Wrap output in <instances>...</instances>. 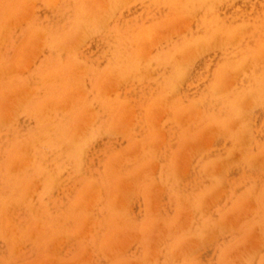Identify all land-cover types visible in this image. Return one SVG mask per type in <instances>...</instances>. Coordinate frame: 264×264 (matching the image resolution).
Here are the masks:
<instances>
[{"label":"rangeland","instance_id":"374dc122","mask_svg":"<svg viewBox=\"0 0 264 264\" xmlns=\"http://www.w3.org/2000/svg\"><path fill=\"white\" fill-rule=\"evenodd\" d=\"M0 264H264V0H0Z\"/></svg>","mask_w":264,"mask_h":264}]
</instances>
